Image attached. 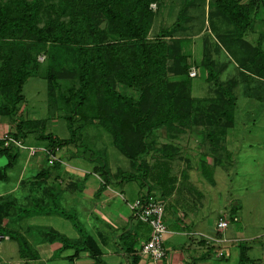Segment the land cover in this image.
I'll use <instances>...</instances> for the list:
<instances>
[{
    "label": "trees",
    "instance_id": "trees-1",
    "mask_svg": "<svg viewBox=\"0 0 264 264\" xmlns=\"http://www.w3.org/2000/svg\"><path fill=\"white\" fill-rule=\"evenodd\" d=\"M156 1H0V115L14 121L10 133L25 140L27 134L37 132V138L48 147L60 149L74 144L82 125L98 120L132 166L147 173L148 169L142 165L149 148L147 138L162 126L173 122L185 123L189 115V100L180 94L186 82L171 84L167 80L169 73L186 76L190 67L188 57L180 51V39L174 36L180 29L184 9L171 26L150 38L154 17L150 4ZM190 1L186 0L185 6ZM215 3L217 13L233 29L224 40L250 48L251 55L245 63L264 77V50L258 45L251 47L244 40L251 24V13L256 10L264 13V0H249L247 3L216 0ZM40 54L46 60L44 77L49 96L53 97L55 88L61 87L59 80L76 81L75 87L60 93L61 100L72 106L71 113L64 116L70 132L67 138L38 132L43 127L38 126L39 120L23 118L19 113L20 104L24 101V83L38 69ZM203 64L207 79L226 97L224 109L219 112L232 123L231 109L235 98L230 88H224L218 81L217 70L208 54H205ZM122 87L135 90L136 95L123 93ZM85 108L90 109L89 114L84 112ZM78 119L82 121L81 125H75ZM1 153L8 156L6 167L11 166L16 153L0 148ZM55 165L58 161L51 166ZM95 170L105 182L109 180L110 173L105 163L96 166ZM4 174L3 170L2 178ZM118 174L121 179L137 177L133 172L122 170ZM164 175L155 178L162 197L175 190V180L167 184L163 181L167 176ZM147 192H151L149 188ZM50 209L70 219L84 239L72 241L52 230L44 231L45 239L59 240L63 248H73L74 255L88 250L94 260L92 264H106L92 239L84 236L75 215L58 206ZM22 210L30 212L29 209ZM0 232L8 234L17 243L21 258H36V253L19 231L0 226ZM136 242L131 241L124 246V250L134 257L138 255ZM243 262L241 255L239 264Z\"/></svg>",
    "mask_w": 264,
    "mask_h": 264
},
{
    "label": "rangeland",
    "instance_id": "rangeland-1",
    "mask_svg": "<svg viewBox=\"0 0 264 264\" xmlns=\"http://www.w3.org/2000/svg\"><path fill=\"white\" fill-rule=\"evenodd\" d=\"M0 1L6 3L9 0ZM215 1L191 0L188 6H185L186 0H157L150 4L154 12L150 38L171 26L184 9L180 29L174 36L180 39V51L188 57L190 67L186 76L173 73L167 76L171 84L186 82L180 94L189 100V115L185 123L173 122L162 126L147 138L149 148L142 164L148 169L147 173L132 166L98 120L82 125L74 144L63 147L60 154L77 150L90 160L91 165L101 162L107 163L114 171L133 172L137 177L129 182L133 183L135 192L142 185L159 195L162 201L164 197L155 178L165 173V183L175 180L176 196L184 197L182 199L193 208L200 202L203 204V209L197 214L199 217L210 220V223L224 217L230 225L236 221L235 217L240 216L242 225H247V234L255 236L264 234V77L245 63L251 55L250 48L224 40L233 29L217 13ZM248 1L240 0L242 3ZM250 16L251 24L244 40L249 46L258 45L264 50V13L256 10ZM205 54L213 61L220 84L230 88L235 98L231 109L232 123L219 112L224 109L226 97L207 79L203 64ZM191 70L195 71L192 76ZM45 71L46 60H42L24 83L22 116L39 120L38 126L43 127L38 132L67 138L70 132L64 116L71 113L72 106L61 100L60 93L75 87L76 81L59 80L61 87H56L51 97L47 92ZM121 90L127 95H136L135 90L123 87ZM89 110L85 108L84 112L89 114ZM81 123L78 119L75 125ZM6 124V120L0 118V133ZM25 141L44 143L39 139L31 140L30 136ZM18 152L17 162L22 163L26 156L23 152L26 151ZM184 175L189 176L190 182ZM167 177L170 180H166ZM6 186L7 183L0 180V191ZM180 209L185 210L184 207ZM166 246L168 248L169 243ZM0 264H25L14 240L0 244Z\"/></svg>",
    "mask_w": 264,
    "mask_h": 264
},
{
    "label": "crops",
    "instance_id": "crops-1",
    "mask_svg": "<svg viewBox=\"0 0 264 264\" xmlns=\"http://www.w3.org/2000/svg\"><path fill=\"white\" fill-rule=\"evenodd\" d=\"M21 104L19 113L22 115ZM0 118L7 123L1 136L12 128L14 121L8 116L0 115ZM38 134L29 133L27 137L38 140ZM62 149L56 153L57 166L49 165L46 156L41 153L28 156L27 152H23L26 156L22 163L17 162L19 152L13 150L17 156L13 164L6 167L8 156L0 154V180L7 183L6 188L0 191V226L19 231L37 255L34 259L21 258L23 263L94 262L88 250L74 255V249L63 248L59 240L44 238L43 233L48 230L72 241H79L82 237L70 219L57 211L51 212L50 207L58 206L75 215L84 236L92 239L106 264H239L241 255L244 257L243 264H264V234H247V225H242L240 216H237L235 222L217 235L225 241L214 242L211 238L217 234L214 228L219 218L210 223V220L199 217L197 214L203 209V204L200 202L193 208L182 199L184 197L176 196L175 190L163 196L164 218L169 222L164 238L166 257L153 261L136 253L137 257L132 256L124 250L125 244L137 241V248L148 238L150 228L134 217L130 203L148 188L141 185L135 192L133 183L129 182L134 180L121 179L118 171L110 169L107 163L110 175L105 182L95 170L101 162L91 165L90 160L77 150L61 155ZM3 170L5 174L2 178ZM184 177L190 182L188 175ZM188 186L193 187L192 184ZM23 208L30 212H24ZM166 243H169L168 248ZM219 250L223 251V257L216 255Z\"/></svg>",
    "mask_w": 264,
    "mask_h": 264
},
{
    "label": "built area",
    "instance_id": "built-area-1",
    "mask_svg": "<svg viewBox=\"0 0 264 264\" xmlns=\"http://www.w3.org/2000/svg\"><path fill=\"white\" fill-rule=\"evenodd\" d=\"M38 60H44V55H39ZM195 71L191 70L190 75H194ZM0 148H8L11 150H24L28 156H34L41 153L46 156V161L49 165H53L58 161L56 155L59 150L58 147L50 148L46 144H30L25 140L15 137L10 131H6L0 136ZM130 209L134 217L150 228L149 236L146 240L141 242L138 246V255L141 257H149L153 261H159L166 257L167 252L164 245V238L168 232V227L165 222L164 214V202L154 193L145 192L139 195L133 202L130 203ZM237 219L236 217L234 218ZM229 225V220L224 217H220L215 224V234L211 239L214 242H223L221 236H217L223 229ZM8 234L0 232V244L6 240H9ZM223 251L216 252L218 257H223Z\"/></svg>",
    "mask_w": 264,
    "mask_h": 264
}]
</instances>
